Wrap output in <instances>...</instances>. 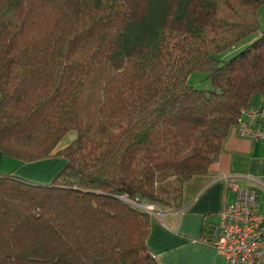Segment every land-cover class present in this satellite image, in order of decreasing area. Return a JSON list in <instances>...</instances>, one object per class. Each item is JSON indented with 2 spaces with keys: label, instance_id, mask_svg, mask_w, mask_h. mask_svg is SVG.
I'll use <instances>...</instances> for the list:
<instances>
[{
  "label": "trees",
  "instance_id": "trees-1",
  "mask_svg": "<svg viewBox=\"0 0 264 264\" xmlns=\"http://www.w3.org/2000/svg\"><path fill=\"white\" fill-rule=\"evenodd\" d=\"M260 5L0 0V151L65 160L46 183L0 174V264H158L150 218L181 208L264 96Z\"/></svg>",
  "mask_w": 264,
  "mask_h": 264
},
{
  "label": "crops",
  "instance_id": "crops-1",
  "mask_svg": "<svg viewBox=\"0 0 264 264\" xmlns=\"http://www.w3.org/2000/svg\"><path fill=\"white\" fill-rule=\"evenodd\" d=\"M262 103L264 100L255 102ZM64 163L63 158L52 157L20 164L0 151V174L12 172L33 182H48ZM232 182L254 189L259 211L264 213V141L239 136L236 125L207 173L184 185L181 208L160 211L150 218L146 243L158 264H226L206 240L216 236L219 214L235 196ZM210 225L212 228L203 229Z\"/></svg>",
  "mask_w": 264,
  "mask_h": 264
},
{
  "label": "built area",
  "instance_id": "built-area-1",
  "mask_svg": "<svg viewBox=\"0 0 264 264\" xmlns=\"http://www.w3.org/2000/svg\"><path fill=\"white\" fill-rule=\"evenodd\" d=\"M236 130L241 137L264 141V103L243 107ZM230 188L235 196L220 212L218 232L209 244L226 264H264V213L259 211L257 193L234 182Z\"/></svg>",
  "mask_w": 264,
  "mask_h": 264
},
{
  "label": "rangeland",
  "instance_id": "rangeland-1",
  "mask_svg": "<svg viewBox=\"0 0 264 264\" xmlns=\"http://www.w3.org/2000/svg\"><path fill=\"white\" fill-rule=\"evenodd\" d=\"M257 17L260 25V29L264 28V5H260L257 10ZM239 49V46L236 47L235 49L228 50L221 54V57L223 58H228L231 56L234 52H236ZM188 84L193 86L194 88L198 89H208L210 87L209 81L207 78H205V74L201 72H193L189 77H188ZM264 97V96H262ZM264 98H261V100H255L256 103H261ZM76 136V133L74 130L69 131L66 133L58 142V146L62 147L69 142H71Z\"/></svg>",
  "mask_w": 264,
  "mask_h": 264
},
{
  "label": "water",
  "instance_id": "water-1",
  "mask_svg": "<svg viewBox=\"0 0 264 264\" xmlns=\"http://www.w3.org/2000/svg\"><path fill=\"white\" fill-rule=\"evenodd\" d=\"M216 232H218V229H216Z\"/></svg>",
  "mask_w": 264,
  "mask_h": 264
}]
</instances>
